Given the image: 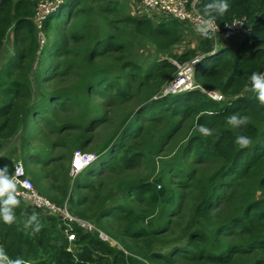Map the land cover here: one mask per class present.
<instances>
[{
	"label": "trees",
	"instance_id": "obj_1",
	"mask_svg": "<svg viewBox=\"0 0 264 264\" xmlns=\"http://www.w3.org/2000/svg\"><path fill=\"white\" fill-rule=\"evenodd\" d=\"M40 1L0 0V141L7 144L16 137L18 142L16 152L0 153V167L7 165L12 174L15 160L21 159L42 195L55 203L59 196L64 197L72 214L91 221L104 232V221L114 214L124 215L126 228L112 245L100 236V231H85L74 225L77 238L71 242L60 215L37 209L19 198L20 205L15 209L17 222L8 225L0 219V245L7 256L13 260L22 258L26 264H180L183 260L193 264H264V104L248 91L251 73L264 70V0H227L228 11L215 23L223 28L242 21L247 32L230 37L235 39L234 42L226 41L223 33L217 36L218 39L210 32L202 35L191 22L156 10L143 8L142 14L125 15L123 19L127 25L154 49L153 57L146 56L147 64L133 54L127 57L124 51L121 52L122 48L115 44V36L105 31L101 23L88 26L92 36L89 53L92 59L116 48L120 51L116 55L118 61L112 66L90 70L89 81L84 87L88 97L110 90L118 97L127 96L137 88L143 102L139 109L122 119L109 144L96 153V161L73 181L68 179L62 185L54 182L53 176L51 178L44 169L32 167L48 168L50 161H57V158L54 154L52 159L45 161L46 149L37 148L34 152L24 133L30 130V121L34 116L37 118L44 101L61 106L71 99L69 92L47 96L45 90L46 82L53 80L48 74L53 63L51 57L62 52L58 39L65 43L66 27L81 12V0H63L39 27L36 9ZM119 1L101 0L98 6L103 20L109 25L118 23L111 16L118 14ZM206 2L188 0L187 3L189 7L193 4L202 14ZM138 3L142 6L141 0ZM66 8L69 9L63 16ZM185 29L196 35L197 47L179 52L175 45L182 43ZM40 38L44 39L41 50ZM83 38L76 36L74 41L80 42ZM199 52L203 55L194 66L193 76L200 88L155 97L178 71L161 55L182 63L193 60ZM36 57L38 62L34 67ZM57 72L55 64L52 73ZM146 87V97H143L141 90ZM204 90L220 92L223 98L216 100ZM233 113L248 115L250 123L240 128L229 126L226 120ZM96 114L95 108L86 109L80 124L87 128L92 126ZM160 119H167L166 129L156 141L145 146L143 142L154 137L149 128L151 123ZM182 120L188 122L186 142L163 165L172 168L171 161H175L180 168H185V162L192 155L196 165L207 161L216 168L204 176H198L195 164L193 169H184L186 171L176 168L184 177L176 184L183 193L176 212L190 195L198 196H193L195 213L187 238L165 246L163 240L169 233L170 216L176 213L179 197V192L165 182L168 169L161 170L154 180L143 176L130 178L124 172L135 169L142 161L148 164L153 154L163 152L167 144L165 138L174 137L181 131ZM198 125L214 129V135L202 137L197 131ZM141 134L143 142L138 140ZM238 135L250 137L252 145L239 148L234 143ZM81 140L78 139L74 146L87 147L88 142L80 145ZM103 152H106V161L102 165L107 163L126 176L115 187L121 193L116 198L118 203L107 204L112 197L108 193L100 199L101 211L93 212L91 206L86 208L89 201L85 192L94 184V178L100 176L102 165L96 167V164ZM134 197L139 201L147 200L149 205L157 208L153 219L132 206ZM32 213L39 214L43 225L36 233L24 227L26 217Z\"/></svg>",
	"mask_w": 264,
	"mask_h": 264
},
{
	"label": "rangeland",
	"instance_id": "obj_2",
	"mask_svg": "<svg viewBox=\"0 0 264 264\" xmlns=\"http://www.w3.org/2000/svg\"><path fill=\"white\" fill-rule=\"evenodd\" d=\"M119 3L120 9L118 14L111 16V18L118 21V23L112 26L103 20L104 18L99 12L98 6L101 4V0H81V12L74 19L73 23L70 24L69 27H66L68 30L67 32L65 30V43L62 39H58L62 45V52L51 57L53 63L48 71V74H50L49 76L52 75L49 79L53 80L46 82L48 87L45 90V94H47V96L48 94L53 93L69 92L71 93V99L66 101L67 103H64L61 106H52V103H50L49 100L44 101L43 107L38 109L37 118L34 116L33 121H30L32 124L30 130H28V133H24L27 142L31 144V148L34 152H36L37 148L40 150L46 149L44 151V156L42 155L45 161L52 159L54 157L53 155L56 154L55 156L57 161H53L52 159L48 168H44L42 166L37 167L36 165H32V167L37 170H39V168L44 169L45 173H49L51 178L53 176V179L55 180L54 182H58L57 184L62 185V183L68 179L70 181L74 180V176L71 174L70 166L74 151L80 149L74 146L76 145L75 142H77L78 139L81 138L83 140V142L81 140L80 145L84 144L85 141L88 142L87 147H82V150L92 153L99 152L102 148L109 144L111 137L114 135V132L117 130L122 119L131 112L139 109L143 102V98L141 99V97L137 94V88L131 91V93L127 96L120 97H118V95L111 90L105 93H94L91 97H88V93L84 90L85 84L90 78L88 76L90 70L112 66L118 61L119 57H116V55L120 53V51L116 48V50L102 53V55L97 56L94 59L90 57L89 53L91 49L90 44L92 43V36L88 26H91L92 24L99 25L101 23L105 27L103 28L105 31L112 33L115 36V44L120 46L119 48H122L121 52L124 51L127 57H130V55L133 54V56L139 58V60L141 58L145 64L149 62L146 59V56L153 57L154 49L150 47V44L146 43V39L144 37H140L136 34L134 29L127 25L128 23L123 19V17L127 14H139L138 0H120ZM68 9L69 8H66L64 10L63 16L66 14ZM76 36H83L84 38L80 40V42H76L74 41V37ZM225 36L226 41H235V39H232L227 35ZM40 39L39 42L41 50L44 45V40L42 41V38ZM189 47H197V37L190 29H185L183 32L182 43L175 45V48L180 52ZM201 53L202 52H199L196 57L202 56L203 54ZM161 58L169 59L177 67L178 71L190 63V61L181 63L165 55H161ZM37 62L38 58L36 57L33 65L34 67L37 65ZM55 64L58 72L52 73L55 69ZM39 74H41V71ZM42 79H44V76ZM172 79L173 77L163 84L160 94L158 93L154 96H164L165 93L163 92V89ZM99 88H101V85H99ZM146 93L147 87L146 89L143 88L141 90V96L146 97ZM90 108H95L97 110V114L95 115L97 118H94L95 120L93 125L87 128L85 124H80L81 116L86 109ZM166 121L167 119H160L151 123L149 128L153 132L152 135H154V137L150 136L149 141L145 140L143 142L141 141L143 139V135L141 134L138 138L139 142L141 141L145 144V146H147V144L149 145L151 142H154V140L156 141V138H159V134H162V132L166 129ZM187 124L188 122L186 121L182 123V129L176 134V136L165 138V142L167 143L165 149L163 152L153 154L154 156L149 159L148 164L142 161L135 169L124 172L130 178L143 176L149 178L150 180H154L155 177L160 176L161 170L164 171L165 169V171H167L168 169L169 174L168 177H166L165 182L169 187H172L175 191L177 190L179 192L174 212H176V208H179V205L181 204L180 197L183 195V193L177 188L176 184L184 177L182 171H178L177 169H193V164H195L196 160L192 157V155H190L189 159L185 162V168H180V166L176 165L175 161H171L173 164L171 166L172 168L166 167L163 164L165 163V160L172 157L177 148L185 141V137L189 131V129L186 128ZM15 138L16 137H14V139ZM105 156L106 152H103L99 162L96 164V167H100L106 161ZM194 167H197L198 169V176H204L205 174L214 171L216 165L212 163L208 164V162L205 161L203 163H199L198 165L195 164ZM100 168L101 171L99 172V178H94V184L90 185V188L85 192L89 201L86 204V208L88 209L91 206L93 212L101 211V208L99 207L100 199L105 195H112L107 204L113 205L118 203V199L116 198H118L121 193L116 191L115 187H117L119 181L126 176L112 169V166H108L107 163L102 165ZM193 196L198 195H190V197H188L184 204L180 207L178 212L171 214L173 216H170L171 224L169 233L165 237L166 239L163 240L165 246H168L169 244L172 245L176 242H182L187 238L189 230H191L189 228L190 220L192 215L195 213ZM65 201L64 197L59 196L57 203L60 206H65ZM131 204L137 211L145 212L148 219H153L157 212V208L149 205L147 200L139 201L134 197ZM106 208L107 207H104V209ZM104 224L106 228L105 233H110V235L106 234L110 238L111 244L115 243L114 241L119 240L121 232L126 228L124 215L120 214L109 216V219L104 221ZM180 264L193 263L183 260Z\"/></svg>",
	"mask_w": 264,
	"mask_h": 264
},
{
	"label": "built area",
	"instance_id": "obj_3",
	"mask_svg": "<svg viewBox=\"0 0 264 264\" xmlns=\"http://www.w3.org/2000/svg\"><path fill=\"white\" fill-rule=\"evenodd\" d=\"M62 1L63 0L40 1L36 9V19L38 20L39 27H41L43 20L55 11ZM187 2L188 0H141L142 7L145 10H156L164 14L172 15L182 21H189L193 25L198 26L201 23L202 14L197 12L193 4L192 7H189ZM215 25L218 26V30L216 27L209 28L208 30V32H210L215 38L220 33L229 37H235L247 32V29L243 27L242 21H235L233 24L225 25L223 28L216 23ZM43 40L44 39H42V41ZM201 57L202 56L194 58L187 66L185 65L184 68L182 67L180 71H177L178 73L176 76L173 77L163 89L165 95L200 88V86L194 81L193 73L194 66ZM262 73H264V70ZM204 91L216 100L223 98V95L220 92L214 90ZM97 157L98 155L96 153L84 151L82 149L75 150L71 159V174L74 177L77 176L81 171L85 170L90 164L96 161ZM11 175L15 176L18 180V198L27 201L37 209H42L47 213L60 215L62 217L65 222V232L69 241L72 242L77 238L76 232L73 230V226L76 225L85 231L96 229L100 231V236L104 240L111 242L108 235L104 231L98 229L91 221L72 214L67 208V205L60 206L48 197L42 195L35 187L31 177L27 174L26 168L21 159L15 160L13 173ZM113 244L115 245L116 242Z\"/></svg>",
	"mask_w": 264,
	"mask_h": 264
},
{
	"label": "clouds",
	"instance_id": "obj_4",
	"mask_svg": "<svg viewBox=\"0 0 264 264\" xmlns=\"http://www.w3.org/2000/svg\"><path fill=\"white\" fill-rule=\"evenodd\" d=\"M228 8L229 4L227 0H207V2L203 4L201 23L197 26V31L202 35H207L209 28L216 27L218 30L215 21L219 17H223L228 11ZM248 91L255 94L260 104H264V73L257 71L251 73ZM226 123L233 128H240L250 123V117L248 115L233 113L227 117ZM197 131L202 137H211L215 132L214 129L205 125H198ZM234 143L238 145L239 148L244 149L252 145V140L246 135H238ZM18 195L17 178L9 173L7 165L0 167V219H2L5 224L12 225L17 222L15 209L20 205ZM24 227L26 229L31 228L33 233L39 232L43 227L39 219V214L32 213L27 216L24 221ZM0 264H26V261L22 258L10 259L5 250L0 248Z\"/></svg>",
	"mask_w": 264,
	"mask_h": 264
},
{
	"label": "crops",
	"instance_id": "obj_5",
	"mask_svg": "<svg viewBox=\"0 0 264 264\" xmlns=\"http://www.w3.org/2000/svg\"><path fill=\"white\" fill-rule=\"evenodd\" d=\"M139 4V3H138ZM141 6V5H140ZM139 5H138V9H139V14H142V13H144V9H143V7L141 6L140 7ZM192 28H195V27H192ZM16 142V143H15ZM18 142L17 141H15V139L14 140H12L11 142H7V144L6 143H4L3 141H0V153H2V154H5V153H7L8 151H12V152H16V149H17V147H18V144H17ZM13 145H15V147H14V149H13ZM15 154V153H14Z\"/></svg>",
	"mask_w": 264,
	"mask_h": 264
},
{
	"label": "snow or ice",
	"instance_id": "obj_6",
	"mask_svg": "<svg viewBox=\"0 0 264 264\" xmlns=\"http://www.w3.org/2000/svg\"><path fill=\"white\" fill-rule=\"evenodd\" d=\"M78 166H79V162H78Z\"/></svg>",
	"mask_w": 264,
	"mask_h": 264
}]
</instances>
